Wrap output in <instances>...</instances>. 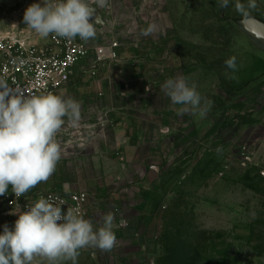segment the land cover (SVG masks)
Listing matches in <instances>:
<instances>
[{
	"label": "rangeland",
	"instance_id": "rangeland-1",
	"mask_svg": "<svg viewBox=\"0 0 264 264\" xmlns=\"http://www.w3.org/2000/svg\"><path fill=\"white\" fill-rule=\"evenodd\" d=\"M39 2L55 0H0V37L18 35L43 43L45 37L23 23L24 10ZM197 4L192 0L179 6L177 43L189 82L212 107L187 119L186 127L184 119H170L173 130L163 136L162 155L153 159L156 168L142 185L130 178L115 190L86 191L90 210L85 219L94 228L102 224L106 209L114 208L110 202L96 207L99 199L117 197L132 205L123 214L127 225L115 217L118 246L110 252L81 249L76 264H167V245L179 238L180 247L189 242L191 249H203L209 264L224 256L232 264H264V40L248 38L217 0ZM232 56L235 71L225 65ZM69 128L63 126L57 137L66 138ZM70 159L61 155L49 179L26 194L66 192L55 184L69 179ZM140 201L143 216L136 222L139 213L132 207ZM17 219L0 211V234L5 224L14 229ZM33 264L49 262L36 257Z\"/></svg>",
	"mask_w": 264,
	"mask_h": 264
},
{
	"label": "crops",
	"instance_id": "crops-1",
	"mask_svg": "<svg viewBox=\"0 0 264 264\" xmlns=\"http://www.w3.org/2000/svg\"><path fill=\"white\" fill-rule=\"evenodd\" d=\"M188 1L192 0H107L101 7L98 0H92L90 7L99 13L103 23L95 24L97 39H91V45L118 41L120 57L94 71L90 57L74 68L71 84L55 93L73 97L81 105L78 125L74 127L65 118L64 126L70 127L67 136H56L62 156L66 154L71 159L67 163L69 179L57 182L55 188L66 192L115 190L116 185H126L130 178L142 185L148 172L156 168L151 162L162 155L163 136L173 130L170 119H184L186 127L187 119L201 116L199 112L194 116L177 115L181 106L173 105L161 90L168 78L191 77L178 48L175 17L179 6ZM199 1L202 6L204 0ZM240 2L247 5L248 0ZM235 3L229 0V6L222 9L248 38H255L246 22H264V0H256L257 7L250 10L248 19L235 10ZM150 24L155 26L153 33L142 36L141 31ZM106 202L114 208L105 212L121 217L120 224L127 225L123 214L132 203L114 197L99 199L95 206L105 207ZM132 208L139 213L138 222L143 216L139 209L143 208L142 201L133 203ZM89 210L90 194L88 215Z\"/></svg>",
	"mask_w": 264,
	"mask_h": 264
},
{
	"label": "clouds",
	"instance_id": "clouds-1",
	"mask_svg": "<svg viewBox=\"0 0 264 264\" xmlns=\"http://www.w3.org/2000/svg\"><path fill=\"white\" fill-rule=\"evenodd\" d=\"M106 2L98 0L101 7ZM228 6L229 0H219V7ZM256 7V0H248L247 5L240 0L235 3V10L244 19ZM97 22L95 9L85 0L32 3L23 14V23L41 37L54 33L69 40L78 36L85 42L96 37ZM154 27L150 24L141 35H151ZM256 37L264 39V33L257 32ZM225 65L235 71L236 57L225 60ZM161 90L173 105L181 106L177 115L207 114L212 107V101L204 103L196 85L184 76L168 78ZM65 118L74 127L81 120V105L73 97L52 93L28 95L0 80V196L11 186L12 193L21 197L54 173L62 155L56 136L65 125ZM114 220V214L109 212L102 217V224L94 228L91 220L73 209L65 211L41 198L18 215L14 229L3 226L0 264H33L36 257L45 258L49 264L61 260L76 264L81 249L110 252L118 246Z\"/></svg>",
	"mask_w": 264,
	"mask_h": 264
},
{
	"label": "built area",
	"instance_id": "built-area-1",
	"mask_svg": "<svg viewBox=\"0 0 264 264\" xmlns=\"http://www.w3.org/2000/svg\"><path fill=\"white\" fill-rule=\"evenodd\" d=\"M90 40L85 42L78 36L69 40L51 33L43 43H35L25 36H2L0 80L28 95L55 94L71 84L74 68L90 57H93L92 71L119 60L118 41L91 45ZM41 198L65 211L73 209L84 218L88 215L89 193L86 191H47L16 197L10 188L1 198L0 211L5 216L17 217Z\"/></svg>",
	"mask_w": 264,
	"mask_h": 264
},
{
	"label": "trees",
	"instance_id": "trees-1",
	"mask_svg": "<svg viewBox=\"0 0 264 264\" xmlns=\"http://www.w3.org/2000/svg\"><path fill=\"white\" fill-rule=\"evenodd\" d=\"M180 245L181 238H179L175 245L173 243L167 245V264H209L204 259L203 249H200L199 246L191 249V245L193 244L189 242L186 244V247H180ZM215 264H232V261H228V257L224 256L219 258Z\"/></svg>",
	"mask_w": 264,
	"mask_h": 264
},
{
	"label": "water",
	"instance_id": "water-1",
	"mask_svg": "<svg viewBox=\"0 0 264 264\" xmlns=\"http://www.w3.org/2000/svg\"><path fill=\"white\" fill-rule=\"evenodd\" d=\"M95 16L96 19L99 23H103V21H101V17L99 15V13L95 10ZM246 28L252 33V35H254L256 37V33L260 32V33H264V23L260 22V21H255L253 19H249L246 22ZM264 40V39H263Z\"/></svg>",
	"mask_w": 264,
	"mask_h": 264
}]
</instances>
